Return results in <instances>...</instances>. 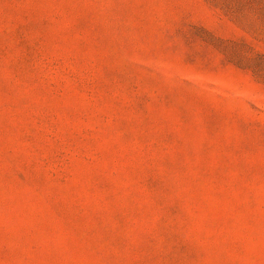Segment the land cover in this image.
I'll return each mask as SVG.
<instances>
[{
    "label": "rangeland",
    "instance_id": "374dc122",
    "mask_svg": "<svg viewBox=\"0 0 264 264\" xmlns=\"http://www.w3.org/2000/svg\"><path fill=\"white\" fill-rule=\"evenodd\" d=\"M0 264H264V0H0Z\"/></svg>",
    "mask_w": 264,
    "mask_h": 264
}]
</instances>
